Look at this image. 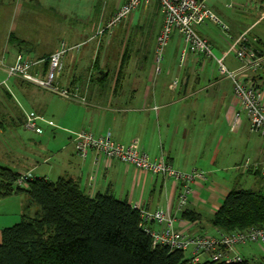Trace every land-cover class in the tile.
Masks as SVG:
<instances>
[{"label": "crops", "instance_id": "1", "mask_svg": "<svg viewBox=\"0 0 264 264\" xmlns=\"http://www.w3.org/2000/svg\"><path fill=\"white\" fill-rule=\"evenodd\" d=\"M121 2L123 0L118 4ZM208 2L213 9L222 4L219 0ZM59 6L51 0H0V166L19 174L29 173L33 179L56 181L70 177L90 196L109 193L140 210L163 208L178 219L181 229L216 231L212 219L231 189L244 178L250 181L254 177L253 182L259 187L264 179L260 170L242 167L247 157L253 161L264 160V140L257 143L251 136L248 142L238 139L254 132L248 119L235 123L240 103L232 79L221 73L217 62L220 59L230 70L241 69L242 62L235 56L234 48L241 43L243 35L253 34L254 27L236 30L233 39L218 34L217 24L215 31L200 27V34L214 48V55L191 54L184 64H181V53L185 42L176 34L166 47L159 69L157 36L164 16L158 2L153 0L132 13L136 15V27L147 26L157 14L161 18L152 60L144 64L148 56H142L141 50L146 41L134 44L131 49L132 39L127 31L119 37L120 59L115 61L112 70L105 51L113 43L117 24L109 27V23L119 5L98 15L99 8L95 5L89 11L95 15L90 14L80 25L86 30L91 21L95 22L94 43L91 38L82 39L79 29L68 34L66 20L57 25L58 30L68 35L72 42L69 45L77 46L67 52L58 83L79 88L86 99L61 97V100L51 91L21 77H9L5 66L12 64L20 53L28 58L43 59L60 48V42L55 40L54 45L40 50L32 33L43 22L41 15L54 8L64 12ZM12 37L27 44L19 45ZM66 41L63 40V46ZM239 76L255 81L260 78L252 69L240 70ZM99 77L106 78L108 86L104 90L91 85V81ZM27 114L40 117L41 133H19ZM84 129L96 136L110 133L115 140L126 144L138 139L141 149L151 157L166 160L181 171L202 170L205 178L195 180L189 205L179 209L182 184L176 179L141 171L119 160H108L94 150L86 157L79 155L73 134ZM238 169L245 172L237 173ZM28 200L27 193H14L0 199V208L6 206L0 211V218L4 214L5 219L20 218V221ZM12 204L18 208L12 209ZM185 210L193 212V217H184ZM2 230L0 228V242ZM239 252L252 264L258 261L264 264V256L247 253L244 246Z\"/></svg>", "mask_w": 264, "mask_h": 264}, {"label": "built area", "instance_id": "2", "mask_svg": "<svg viewBox=\"0 0 264 264\" xmlns=\"http://www.w3.org/2000/svg\"><path fill=\"white\" fill-rule=\"evenodd\" d=\"M150 1L153 0H126L119 5L109 27L117 24L128 14ZM154 1L158 2L164 16L163 27L157 36L159 69L166 56V47L176 34L182 36L185 42L181 53V64H184L191 54L214 55L212 44L200 34L198 30L200 27H209V23H214L222 28L229 39L234 38L230 25L223 21L209 5V0ZM263 1L251 0L250 4L259 8V4ZM226 6L234 7L233 3H226ZM241 40V43L234 48L235 56L242 62L241 69L230 70L220 59H217V62L220 64L221 73L232 79L234 93L240 103L235 123L239 124L244 118L248 119L251 131L264 138V89L254 79H245L239 76L240 70H257L262 67L264 55L256 53L257 51L254 50L248 36L243 35ZM67 51L68 49L62 47L48 58L43 59L28 58L25 54L20 53L12 64L5 65L8 76L21 77L68 99L85 101L86 99L80 94L79 88H68L58 83V78L64 70ZM46 61H48V69L44 72L43 65ZM39 118L27 114L24 127L27 130L41 133L42 129L38 125ZM73 142L78 154L82 157H86L90 150H94L104 155L108 160H119L133 165L138 170L171 177L181 182L179 209H184L189 205L195 180L205 178L206 175L204 171L198 169L181 171L166 160L151 157L141 149L138 139H133L126 144L115 140L110 133L105 136H96L92 131L84 129L74 132ZM242 167L244 169L252 167L260 170L264 175V160L253 161L248 158ZM30 179L32 177L29 173H23L17 179L16 185L27 187ZM141 212L143 226L152 236L154 242L168 245L174 249H182L185 252L189 251L190 264H200L205 261L226 264L239 263L245 259L239 252L242 245L264 244V225L229 232L220 229L214 232L189 231L181 229L178 219L163 208L154 211L141 210Z\"/></svg>", "mask_w": 264, "mask_h": 264}, {"label": "trees", "instance_id": "3", "mask_svg": "<svg viewBox=\"0 0 264 264\" xmlns=\"http://www.w3.org/2000/svg\"><path fill=\"white\" fill-rule=\"evenodd\" d=\"M47 69L48 61L43 65L44 72ZM91 82L102 90L108 86L105 77ZM21 175L0 166V199L14 193L29 196L21 220L2 230L0 264H190L184 250L154 242L143 226L141 210L128 201L109 193L90 196L70 177L32 178L27 187H19ZM36 205L40 210L32 217L28 210ZM192 214L185 210L183 216ZM212 224L228 232L264 225V179L258 188L235 185ZM233 264L252 263L244 259Z\"/></svg>", "mask_w": 264, "mask_h": 264}, {"label": "rangeland", "instance_id": "4", "mask_svg": "<svg viewBox=\"0 0 264 264\" xmlns=\"http://www.w3.org/2000/svg\"><path fill=\"white\" fill-rule=\"evenodd\" d=\"M51 1H56L57 3H59V5H61L59 6V9L64 11L65 13L60 12L57 8H54V10L52 9L48 13L41 15L43 17V22L40 21L41 24H38L37 28L32 32L36 36L35 41L36 43H38V47L40 50H46L47 47L54 45V41L57 40L60 42L59 49L64 47L68 49V51H70L74 48H77V46L71 47V45H69V44H72V42L69 40L67 34L65 35L64 32H62V30H58V27H57L58 23L62 25V23L63 22L65 23V20H66L65 28L68 34H70L72 31H77L79 29L81 30V33L83 34L81 37L82 39L91 38L90 41L94 43L93 39L96 38L95 22L93 23L91 21V23L87 26L86 30L84 26H80L86 22L85 18L88 16L90 17V14L92 16L95 15L93 13H89V11L91 12V8L93 9L95 5L98 6L99 10L97 11V15H98V12L100 14L101 11L103 12L106 11L108 13L110 10H113L115 6L123 4L126 0H123V2H121L120 4H118L119 0H51ZM219 1L220 2L222 1L221 2L222 4L220 6H217L214 10L221 17L223 21H225L227 24L230 25L231 30L233 32H235L236 30L242 31L251 26L252 27L250 29L252 30V28L254 27V29L252 30L253 34L247 35V36L249 37L250 42L253 43V48L255 51H257L256 53L258 55H261V54L264 55V16H263L264 1L263 3L259 4V8L252 6V4H250L251 0H242V1L241 0H219ZM226 3H233L234 7L229 8L228 6H226ZM132 13L124 17L114 27L115 34L112 36L113 43L108 48V51H105V53L107 52L110 57L108 63H109V68L112 70L114 69L115 61L120 59V49H119L120 47L118 45V41H119V37L122 35L121 33L123 32L128 31V34H130V38L132 39L131 42L133 44L131 49L134 48V44L137 46L138 42L141 44L143 43V41L144 42L146 41L144 43L145 45L143 46L141 50L142 56L143 55L148 56L147 59H145L144 64L150 62V60H152V56L154 55L153 46H155V40L157 36V35L155 36V34L159 30V23L161 21V18L157 14L155 15V17L151 19L150 23L147 26L136 27L134 24L136 22V15L134 16ZM107 17L108 15L103 20H106ZM23 24L24 22H21V25ZM215 25L216 24L214 23H209L208 28L212 31L213 30L215 31V27H214ZM216 26L219 27L218 34L225 35V37H227L226 33L222 30V28L219 25H216ZM92 27H93V31H90ZM60 28H62V26H60ZM141 32H143L142 34L144 35L140 37L139 34H141ZM67 39L68 41H66ZM43 40H48V41H43ZM63 40L66 41L64 46H63ZM148 43L151 44V47L150 45L148 46ZM256 72L258 73L260 77L259 81L257 82L260 83V85L264 89V64L262 65V67L257 69ZM50 93L54 94L55 96L54 95L53 96L56 97L57 99L58 98L61 99L62 97L58 95L57 93H54V92H50ZM18 131L21 135H29L31 134V132H34L31 130H27L25 127L23 128L20 127ZM250 136L257 143H261L262 140H264V138H262L260 135L256 133L249 134L248 136L247 135L238 136V139L242 142H248ZM24 139L27 141L26 138ZM252 143H254V141ZM33 147L39 148L38 145L37 146L33 145ZM25 148L26 147H24V149ZM52 148L54 149L55 146H53ZM27 149H30V148H27ZM236 172L242 173L245 171L242 169H238V171ZM253 181H254V177L251 178L250 181L247 180V178H244L240 182V185L245 189L258 188L259 187L258 184L254 183ZM14 206H15L14 204L11 205L12 209L18 208V205H16V207ZM35 208L40 210L39 205L32 206L28 210V214H30V216L32 217L35 216L36 214ZM5 209H6V206H1L0 211L3 212ZM24 212H25V209H24ZM4 217L5 216L3 214L1 215V218H0V228L1 229H4L5 227H9V226L16 224V222H19L18 220L20 219V218L18 220L5 219ZM242 246L246 247L247 253L251 254V252H254L258 257L264 256V244L250 243V244H246ZM186 254L187 256H189V251L186 252ZM247 256H250V255H247ZM258 262H255V264H261V262L260 263Z\"/></svg>", "mask_w": 264, "mask_h": 264}]
</instances>
